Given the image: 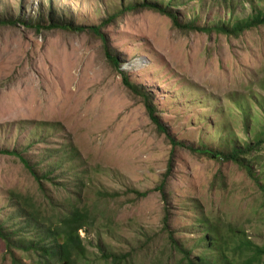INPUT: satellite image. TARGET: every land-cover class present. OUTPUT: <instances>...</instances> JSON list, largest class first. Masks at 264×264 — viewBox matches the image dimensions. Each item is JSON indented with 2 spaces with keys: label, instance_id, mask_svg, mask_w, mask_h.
<instances>
[{
  "label": "rangeland",
  "instance_id": "1",
  "mask_svg": "<svg viewBox=\"0 0 264 264\" xmlns=\"http://www.w3.org/2000/svg\"><path fill=\"white\" fill-rule=\"evenodd\" d=\"M145 3L209 30L130 12ZM263 14L264 0H0V20L17 21L0 26V150L19 153L44 189L0 154L6 232H20L23 249L42 220L58 226L80 209L91 215L80 230L89 250L82 264H115L110 255L131 264H264V26L233 32ZM54 23L102 26L119 67L91 29ZM125 77L186 147L159 132ZM192 147L245 153L236 163ZM14 251L37 264L35 252ZM12 263L0 240V264Z\"/></svg>",
  "mask_w": 264,
  "mask_h": 264
},
{
  "label": "trees",
  "instance_id": "2",
  "mask_svg": "<svg viewBox=\"0 0 264 264\" xmlns=\"http://www.w3.org/2000/svg\"><path fill=\"white\" fill-rule=\"evenodd\" d=\"M139 9H148V10H154L157 11L167 17H169L173 23V26L175 28H178L180 30H186V31H204L209 29H200L197 27H194L192 25H182L178 19V17L175 14H172L165 9L159 8V6L152 5V4H143V5H137L135 7L129 8L130 12H135ZM114 19V18H112ZM106 20L105 22H109L112 20ZM17 24V21H1L0 20V26H9ZM264 26V14L259 17H254L253 20L249 21L248 23L244 25H237L235 27L234 35L239 36L241 33H243L245 30H252L256 28H260ZM51 28H62L71 32H84L88 29H91L94 33L98 34L103 41L104 44V51L105 55L108 59V61L115 67H119V61L117 58H115L112 55L111 48L109 46V43L106 38H104V34L102 33V26H93V27H87V26H72L67 25L63 23H54L48 26ZM124 83L131 91H133L135 94L141 96L145 101L146 108L149 114V117L151 121L157 125V128L160 133L165 134L173 143L175 146H184L186 147V144L183 142L177 141L172 134L170 133L167 126L163 124L161 116L157 113L154 105L151 104L149 99L146 97L145 93H143L136 85H133L130 80L125 77ZM140 90V91H138ZM261 143V142H260ZM193 151H196L197 153H201L204 155H208L210 157L221 159L224 158L228 161H234L236 163L241 162L242 156L245 153L244 150H236L233 153H223L222 151H215L207 147H192ZM249 150V149H248ZM0 154L2 155H10V157H14L18 159L20 162H22L25 169L30 172V174L33 176V178L37 181L39 184V187L41 189V193L44 194L43 189V180H41L38 175L35 173V170L33 167L30 166V164L23 159V157L17 153L13 152L11 150H0ZM173 166L171 165L169 168V172L167 174V177L170 176V173L172 171ZM49 177H45L47 180ZM166 183L167 180H165V183H163L158 189L162 191L163 195L166 197ZM149 193H143L139 192V195L141 197L147 196ZM30 216L34 220H41V217L39 215V212L36 213H30ZM90 212L87 210H80L76 209L71 216L63 220L60 225L58 226H52L53 222L51 219L45 218L42 220V227L34 233V236L38 238V240H33L30 246L25 247L22 249V246L24 244L23 239H19V241H16L14 237H19L20 232L17 233H9L6 232L4 224L0 223V240L5 242L8 252L13 256V263L12 264H22L20 260L16 259L15 251H23V252H35L37 254V264H49L50 259H54L53 264H82L80 263V259L82 257H87V254L89 250H87L86 245L84 244V238L81 236L80 230H82L90 221ZM46 222H51V224L47 225ZM168 219H167V227L168 225ZM172 240L174 244L178 241L175 240L174 236H172ZM24 242H23V241ZM62 241L60 243L59 241ZM48 242V246H43L42 242ZM60 243V244H58ZM14 246H16L14 248ZM190 255V252H188ZM47 261H46V260ZM108 259H113V262L115 264H131V261L129 260V255H110Z\"/></svg>",
  "mask_w": 264,
  "mask_h": 264
}]
</instances>
